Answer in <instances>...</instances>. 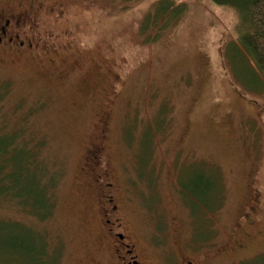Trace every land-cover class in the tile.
Here are the masks:
<instances>
[{"label": "rangeland", "instance_id": "1", "mask_svg": "<svg viewBox=\"0 0 264 264\" xmlns=\"http://www.w3.org/2000/svg\"><path fill=\"white\" fill-rule=\"evenodd\" d=\"M161 2L180 15L148 19ZM237 21L211 0H0V124L56 177L46 219L0 199V264H48L42 243L121 264L116 232L140 264H264V89L231 63L258 72Z\"/></svg>", "mask_w": 264, "mask_h": 264}, {"label": "trees", "instance_id": "2", "mask_svg": "<svg viewBox=\"0 0 264 264\" xmlns=\"http://www.w3.org/2000/svg\"><path fill=\"white\" fill-rule=\"evenodd\" d=\"M211 1L216 5L229 7L237 12L238 21L235 25V31L238 43L254 61L258 72L248 70L243 53L236 47L231 51V63L235 70L243 75L246 84L252 85L254 91L264 89V78L259 75L260 73L264 74V0ZM169 6L164 2L157 4L153 9V15L149 16L148 19L154 20L159 15L164 14L166 20L170 21L180 15L179 8L172 9L169 14L165 13ZM142 26L143 32H145L147 24ZM5 87L6 84L0 85V91L4 90ZM22 134L23 130H6L0 124V199L18 200L19 204L30 214L40 219H46L51 215L54 206L52 196L47 195L53 193L52 187L56 183V177L54 174L47 175L44 161L38 157V152L43 146L42 142L40 141L29 147V141L18 138ZM43 176H46L45 182L41 180ZM202 182L201 179H196L194 184L199 185ZM207 184L208 182L205 185V191L210 189H207ZM197 189L193 190L196 192ZM202 190H200V193L203 192ZM194 191L191 192L202 199V196H198ZM193 215H198V213ZM7 222L11 225L8 224L7 226L5 223L0 222V229L15 225L13 222ZM1 226L6 228H1ZM45 247V243H42V260L47 261L48 264H54L55 257ZM11 248L14 249L15 244H12Z\"/></svg>", "mask_w": 264, "mask_h": 264}, {"label": "flooded vegetation", "instance_id": "3", "mask_svg": "<svg viewBox=\"0 0 264 264\" xmlns=\"http://www.w3.org/2000/svg\"><path fill=\"white\" fill-rule=\"evenodd\" d=\"M0 33L1 41L3 36L6 34L4 26L1 27ZM9 40H11V37H9ZM113 208H115V205L113 206ZM107 221L109 222L110 220L107 219ZM114 234L118 238V241L122 244L120 248L115 247V250L112 252L116 260L121 264H140L141 262L138 259L139 253H137L135 250V244L128 243L122 233L116 232ZM120 249H122V251Z\"/></svg>", "mask_w": 264, "mask_h": 264}]
</instances>
